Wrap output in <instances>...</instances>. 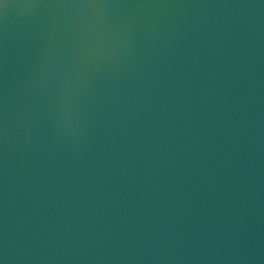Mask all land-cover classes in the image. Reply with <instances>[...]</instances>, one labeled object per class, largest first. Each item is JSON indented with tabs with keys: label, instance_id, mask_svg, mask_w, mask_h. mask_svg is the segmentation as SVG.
<instances>
[{
	"label": "water",
	"instance_id": "95a60500",
	"mask_svg": "<svg viewBox=\"0 0 264 264\" xmlns=\"http://www.w3.org/2000/svg\"><path fill=\"white\" fill-rule=\"evenodd\" d=\"M0 264H264V0H0Z\"/></svg>",
	"mask_w": 264,
	"mask_h": 264
}]
</instances>
